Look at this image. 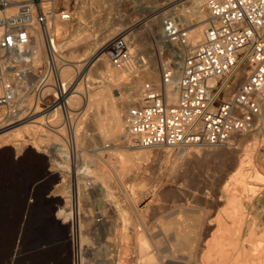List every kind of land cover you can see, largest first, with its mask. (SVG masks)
I'll return each instance as SVG.
<instances>
[{"label": "rangeland", "instance_id": "obj_1", "mask_svg": "<svg viewBox=\"0 0 264 264\" xmlns=\"http://www.w3.org/2000/svg\"><path fill=\"white\" fill-rule=\"evenodd\" d=\"M42 2L53 3V10L56 14L62 10L71 13L69 20L61 19L59 15L56 19L64 29L68 28L67 33L58 34L57 40L62 45L65 44V41L77 40L69 47H62L61 53L65 60L86 59L101 44L105 46L112 37L120 33L124 34L132 21L143 20L141 26L137 28L135 36H131L129 40L131 51L138 59L137 65L144 62L143 60L148 61L147 66L157 65L155 63H158V66L163 64L160 73H158L159 79L162 78L160 74L163 72V67L165 68L169 63L174 64L176 56L180 55L181 51L178 52L177 48L180 46L175 42L173 46L170 44L165 46L163 42H157L149 36L147 26L152 21H147L149 19L147 17L150 8L165 5L166 8L162 12H167V14L162 16L163 19L174 17L175 22L186 29L196 18L195 13L200 11V8L193 3L184 5L182 8L179 7L177 11L176 9L172 10L174 5L168 7V2L171 0H42ZM206 8L207 5H204L201 10L207 19L209 12ZM178 14L186 16L187 19H179ZM146 27L147 30H145ZM110 32L114 34L105 41H101ZM162 48L164 50H161ZM87 49L91 53L85 55ZM181 49L185 51L183 47ZM105 58L109 64L105 69L106 74L114 76L116 73H121V69L113 66L106 54ZM94 63L95 61L83 73L79 70L75 71L72 80H70L71 82L78 79L82 88L80 92L83 93V99L80 98L81 100L73 106L75 109L84 110V95L87 89H89L87 91L91 90V93L99 95L108 92L105 90L103 82L110 78L105 74L101 75L97 69L98 64L93 66ZM146 65L137 68V71L132 73L133 75L123 69L124 74L122 75L124 76L115 81V85L109 90L112 91L110 94L118 100L124 99L128 91L127 87L135 85L137 77H140L137 83L140 88H143L145 83L151 82L141 74ZM42 68L43 66L39 72ZM90 69L91 72L86 75ZM34 82L35 79L32 80V83ZM154 83L156 84L157 81ZM127 84L129 85L127 86ZM33 91L23 90L29 106L34 101ZM119 92L121 93L119 94ZM138 104H141V101ZM127 111L126 109L124 115L127 114ZM92 112L89 111L87 116L83 111L76 119L79 123L77 157L71 156L66 150L68 149V130L61 126L58 127L61 129L59 130L61 133L56 134L55 138L40 137L37 139L25 136L37 147L34 148L36 155L29 157L20 144H15L18 142L14 139L17 132L15 129L20 123L18 117L8 116L5 109L0 108V136L2 135L0 137V264H10L11 251L17 237L18 255L14 264H75L76 259L73 263L70 238V235L75 232L78 233L79 239L83 238V241L81 240L77 245L80 251L82 246L87 248L82 264H110L117 260L120 264H140L141 255H144L148 250L159 254L161 259L158 260V264H201V256L205 253L203 250H207L208 243L206 242L217 235L220 217L229 205L223 185L229 176L236 172V168L232 167V162L244 154L243 151L238 152L237 147L238 145L244 146L247 139H252L257 130L237 135L234 137L232 146H191L187 149L185 156L180 155L183 147L169 146L148 148L145 155L135 154V157L139 158V164L136 168H131L123 178L126 194L119 186L115 168L111 166L113 161H110V164H104L100 160V157L105 155L104 153L108 151L112 153L111 149L115 144L124 143L118 140L117 136L112 135L102 139L104 135L102 136L99 126H97L98 121L93 117L94 113ZM38 115H41V112ZM52 116L49 119L52 124L58 126L62 118L56 121L57 114ZM13 145L15 146L13 147ZM104 146L105 148L101 149ZM263 146L264 142L257 156L262 167H264L261 161ZM59 147H64L65 150H61ZM7 149H13L12 154L8 155ZM39 150L40 152H36ZM120 150L127 151L126 148L121 147L115 151ZM140 150H135V152ZM64 151H66L67 158L63 157L62 152ZM217 154L228 155L231 161H224ZM209 155L211 156L209 157ZM86 156H90L93 160L91 165L85 168V171L81 161ZM54 161L58 164L56 165ZM96 163L100 166L103 165L105 172L112 177L111 191L114 195L112 198L114 202L104 200L103 184H101L104 180L99 177H104V175L96 172V168H94ZM51 173H53L52 176ZM76 178L79 189L74 192ZM252 179L249 181L253 186L258 187L256 192L258 195L250 203L260 204L250 206L248 218L250 221H256L259 224L258 233H263L264 221L260 222L263 216L260 209H264L262 208L264 207V181L258 182ZM88 181L91 182L89 187L86 186ZM75 200L79 205L77 217L71 210V205ZM245 202H249L247 198ZM116 203L120 205V208L126 209L130 213L126 232H130L129 226L132 231L124 240L121 231L124 224L123 216L118 213V206L113 205ZM61 209H64V214L59 217ZM97 212L99 213L97 214ZM99 216L102 218L101 222H97ZM199 219L205 221L206 233L201 239V247L192 255V258L190 254L197 249V246L192 244L188 247L192 251L189 249L181 251L178 248L175 235L183 226L190 230L193 229V225ZM246 221L243 214L236 220V223L243 224ZM53 222H57L60 229L54 228ZM145 236L151 245L150 248L142 250L137 242L139 238ZM187 240L191 241L192 238H187Z\"/></svg>", "mask_w": 264, "mask_h": 264}, {"label": "built area", "instance_id": "obj_2", "mask_svg": "<svg viewBox=\"0 0 264 264\" xmlns=\"http://www.w3.org/2000/svg\"><path fill=\"white\" fill-rule=\"evenodd\" d=\"M12 6L16 10L10 12ZM207 8L208 26L197 46L184 55L179 68L171 63L163 68L159 84L145 83L142 103L128 109L127 127L134 146L225 145L235 135L260 130L264 125V0H207ZM50 13L42 0H0V83L5 90L0 95V108L8 116L18 117V122L61 109V127L68 130L66 150L77 157L76 119L82 112L69 105L72 83L63 77L66 60L47 27ZM59 15L64 20L71 18L67 10ZM172 18L165 19V31L167 38L180 46V52L188 31ZM35 24L44 35L47 58L35 82L25 85L16 55L29 53ZM105 52L117 68L138 62L122 33L106 43ZM18 90H34L31 106L24 92ZM173 91L177 92L176 100L170 97ZM261 158L264 164V150ZM75 184L74 192L79 189L77 178ZM71 207L77 217L78 202L75 200ZM101 220L97 217V222ZM70 238L73 263L76 259V264H82L85 257L77 246L78 233Z\"/></svg>", "mask_w": 264, "mask_h": 264}, {"label": "bare ground", "instance_id": "obj_3", "mask_svg": "<svg viewBox=\"0 0 264 264\" xmlns=\"http://www.w3.org/2000/svg\"><path fill=\"white\" fill-rule=\"evenodd\" d=\"M190 3H193L195 6L199 7L200 11L198 13L196 12L197 14L195 13L196 18L192 17L195 19L188 26V29H189L188 39H187V43L183 46V49H185V51H183L181 49V54L176 56V60L174 63L176 68H179L181 66L184 55L188 54V51L190 52L195 46H197V44L203 38V35H204L205 30L207 28L206 26L208 25V22H206L208 20V18L206 19L204 12L201 10V8L204 5H207V0H171V2H168V7L170 5L171 6L174 5L172 10L176 9V11H177V10H179V7L182 8L184 5H188ZM44 7H45L46 11L52 12L48 15L47 27L49 28V30L56 37L60 33L61 34L67 33L68 28L64 29V27L61 26V24H59L56 21L59 14H56L55 10H53V3H51V2L47 3L46 2V3H44ZM165 8H166V6L164 5V6H160V7L153 6L152 8H150V10L148 9L149 14H148L147 18H149V19L147 21H152V22L150 23L149 26H147L148 30H147V27L145 30H147L149 36L151 38H153L154 40H156L157 42H160V43L163 42L165 46L167 44H170L173 46V43H172L173 41L171 39L167 38L166 31H165V23H164L165 20L163 19V17H164V14L165 15L167 14V12H162ZM199 8H197V9H199ZM194 9H196V8H194ZM15 10H16V7L12 6L9 11L13 12ZM180 11H181V9H180ZM192 15H194V14H192ZM177 16L179 17V19H184V20L187 19L186 16L181 15V14H178ZM59 17H60V15H59ZM142 22H143V20L142 21H132L128 25V30L126 32H124V34L127 36L128 40L131 39V36L132 37L135 36L134 34H135V32H137V28L141 26ZM110 28H111V26H110ZM128 31H129V33H128ZM31 33H32L33 37H32V40H31L29 46H28L29 53L18 52V54L16 55V58L19 60L18 61V68L24 71L23 77H24V79H26V82H27V83H25V85H29L32 82V80L35 79V75L39 72V69L42 66H44V63H45L46 58H47V54L45 52V47H46L45 38H44V35H43L42 31L40 30V27L38 26V24L34 25V27L31 30ZM113 34H114L113 32H110L109 34L105 35L101 41H105V39L111 37ZM76 41L77 40H74V39L71 42L65 41V44L62 45L61 42L57 40V46L59 47L60 50H62V47H64V46L69 47L71 44H74V42H76ZM104 48H105V46L103 44H101V46H98L97 49L95 50V52H93V53H91L90 50L87 49L86 50L87 54H85V55H88L90 53L91 54L86 59L66 60L67 62L64 66L62 74H63V77L65 79L72 80L75 71L79 70L80 72L83 73L87 70V68L91 65V63L93 61H95L93 66L98 64L97 69L99 70L101 75L105 74L106 77L110 78V79H108V81H104V82L102 79L105 90H108L107 93H104V94L100 93L102 95H99L96 93H91V90H90V92L87 91L89 89L86 88L87 90H86V93L84 95V101H85L84 110H81V112L85 111V115H87V113L89 111H91V112L93 111L92 112V113H94L93 117H95L96 120L98 121L97 126H99V129L102 133V136L103 135L105 136V137L103 136L104 138L101 136L102 139L107 138L106 136L112 135V136H117L119 138L118 140H121L124 143L121 145L115 144L111 149L112 153L109 151L104 153L105 155L101 156L100 160L102 162H104V164H110V161H113L112 162L113 165H111V166L113 168H115V170H116L115 176L117 177V179L119 181L118 182L119 186H121L120 188H122L124 193L127 194L126 187L123 183V178L131 168H136L138 166V164H139L138 159L139 158L137 159L135 157V154L145 155L148 152L147 151L148 148H154V147L144 148V147H138V146L133 145V143L131 142L129 133H128L127 120H126L127 114L124 115V112L126 111V109L128 110V108L131 105H139L138 104L139 101H141V103H142L143 88H140L139 85L137 84L140 77L136 78V84L135 85H133L131 87H127L128 91L126 93V97L124 99H120L121 101L116 99L115 97H113V95L110 94L112 91H109V90H111L112 86L115 85L116 80L121 79L124 76V75H122V74H124L123 69H124V71L127 70L130 74H132V73H135L137 71L136 70L137 68H139V67L141 68L143 65L145 66L148 61L145 60V62L138 64V65L136 64L137 61H134L131 64H129L128 66L120 68L121 73H119V74L116 73L114 76H111V75L105 73V69L108 68L109 64L106 61L107 58H105L106 52H105ZM161 50H164V49L162 48ZM60 56L64 60V57H63L61 52H60ZM78 57H80V55H78ZM165 62H163V63H165ZM155 64H157V65H151V66L146 65V68L141 72V74H142V76L147 78L149 81H151L153 83L155 81H157L156 84H159V82H160L159 80L161 78L160 79L158 78V73H160V71H161L160 69H161L163 64L161 66L160 65L158 66V63H155ZM91 69L87 72L86 75H88L91 72ZM127 71H125V72H127ZM139 71H141V70H139ZM129 73H127V74H129ZM160 75L162 77L163 72ZM12 78H15L13 73H12ZM104 80H105V77H104ZM71 83H72V86H71L70 95H69V105L72 107V106L76 105L75 103H77L78 101L81 100L80 98L83 99V93L80 92V90H82V88L80 87V82H78V79L75 80L74 82L71 81ZM128 85L129 84H127V86ZM30 87H31V85H30ZM74 88H76V90H74ZM104 88H102V90H104ZM169 90H175V89H173L172 87H169ZM18 91H20L22 93L23 90H18ZM4 92H5V90L2 86V84L0 83V95L3 94ZM100 92H101V90H100ZM120 93L121 92H119V94ZM170 97L172 100H176L177 99V92H174V91L170 92ZM82 108H83V106H82ZM38 114H40V113H38ZM38 114H36L37 116L34 115L31 118H28L24 121H21L15 129V130H17V132L15 133L16 135L14 136L15 137L14 139L18 141L17 143L15 142V144H20L21 147L24 149V151L27 153V155L29 157L36 155V154H34L35 153L34 148H37V147L35 145H33L32 142H29V140H27L25 138V136H31V137L37 138V139H39L40 137L55 138L56 134L61 133L59 131L61 129L58 128L59 126H61L62 119H63L61 109L57 108V109H53V110L48 111L46 114H42V113H41V115H38ZM53 114H55V115L57 114V120L56 121H58L59 118H62L61 123L58 126L52 124L51 120L49 119V118L53 117L52 116ZM94 122H95V120H94ZM53 126H55V127H53ZM77 128H78V125L75 128L76 142H77V137H78L77 136ZM78 135H79V133H78ZM236 136L237 135H235L234 137H236ZM79 137H80V135H79ZM234 137L232 138V140H230L228 142V144L217 145V146H232ZM247 140H246L247 143L245 145L243 144L244 146L240 147V145H238V147H237L238 152L243 151V153H244L243 156L237 160H234V161L232 160L233 161L232 167L234 166L236 168V172L233 173L232 175H230L228 180L225 181L224 182L225 184L223 185V191H224L225 196L228 198L227 201L229 202V205H228L227 210L224 211L220 217L219 230H218L217 235L214 236L210 241L206 242V243H208L206 246L207 250H203V252H205V253L203 255L201 254L202 255L201 256L202 257L201 264H264V232L258 233L257 228H258L259 224L254 220L250 221V219L248 218L249 213H250L249 212L250 206L260 204V203L257 204V202H255L256 204L250 203V201L253 200V198L258 195V193H256L258 191V189H257L258 187L253 186L249 180L251 178H253V179L257 180L258 182L264 181V167H262L260 165L259 160L257 158L258 151H259L262 143L264 142V125L262 126V128L260 130H257V133H255L253 135L252 139H247ZM196 145H200V144L183 146V149L180 151V155L185 156L187 153V149L191 146H196ZM14 146L15 145H13V147ZM120 147L126 148L127 151L120 150V151L116 152L115 150H117V149L119 150ZM59 148L61 150H65L64 147H59ZM104 148H105V146L102 147L101 149H104ZM13 149H7L8 155L12 154ZM140 149H143V150H140ZM135 150H140V151L135 152ZM194 150H196V149H194ZM263 150H264V146H263L262 152H263ZM36 152H40V150L36 151ZM62 153H63V157L67 158L66 157V151H64ZM196 153H197V151H196ZM198 153H200V152L198 151ZM210 156L211 155H209V157ZM218 156H220L222 158V160H224V161L230 160V156H228V155L220 154ZM261 156H262V153H261ZM35 157H37V156H35ZM92 160L93 159L90 156L89 157L86 156V157L82 158L81 165L84 167L83 170H85L86 167H89L91 165ZM261 161H262V158H261ZM54 163L56 165L58 164V162H55V161H54ZM94 168H96V172L98 174L102 173L104 175V177L99 176L100 179L102 177V179L104 180V182H101V184H103L102 190H103V195L105 197L104 200H106V199L112 200V198L114 196L112 191H111L112 177L107 172H105V168L103 165L100 166V165H97V163H96V165H94ZM109 170H111V169H109ZM86 173H88V172H86ZM52 174L53 173H51L50 175L52 176ZM99 177H98V179H99ZM133 189H134V187H133ZM112 190H113V188H112ZM242 192L244 193V196H242V194H243ZM115 198H116V195H115ZM246 198H247V201H249L248 203L245 202ZM57 199L59 200V198H57ZM109 204H110V202H109ZM113 205L118 206V213L123 216L122 221L124 224L122 225V230H121L123 232L122 233L123 234L122 239L123 240L127 239L129 236L128 234L132 231L131 227L129 226L130 232L129 233L126 232V228L128 227L126 224L128 221H130V213L126 209L120 208V205H117V203L113 204ZM262 208H264V207H262ZM260 211L263 215L260 219V222L262 223L264 221V209H260ZM116 213H117V211H116ZM61 214H64V209H61L59 211L58 216L60 217ZM243 214L245 215L247 221L243 224H237L236 220L239 219L241 217V215H243ZM52 226L54 228H59L57 222H53ZM193 227L194 228L190 230L187 227L183 226L178 230L177 234L175 235V237H176L175 239L178 242V248L181 251H183V250L188 251V249H189L188 247L191 246L192 244H193V246L194 245L197 246L196 247L197 249H195L192 253L188 252V253H191L190 254L191 257H192V255L195 254V252L198 251V249L202 245L201 239L205 236V233H206L205 232V228H206L205 227V221L199 219L196 221V224L193 225ZM191 233H193V234H191ZM122 234H121V236H122ZM189 236L192 238L191 241L189 240L190 242L187 240V238L188 239L190 238ZM82 239H80V242ZM137 244L139 245V247L142 250L150 248V245H151L149 243V241L146 239V236L139 238ZM204 245H206V244H204ZM232 248H235V249H232ZM86 249L87 248L85 246H82V248H81L82 256H83L84 252L86 251ZM189 250L192 251V249H189ZM148 251L144 255L141 253L143 256L141 255L142 259L140 261V264H158L159 263L158 260L161 259L159 254L157 253L158 254L157 255L155 252H152V250L149 252ZM17 255H18V237L15 240V244H14L12 251H11L10 264H14V261H15V258L17 257ZM192 258H190V259H192ZM99 264H102V263H99ZM110 264H120V262L117 260V262L115 261V263L113 262ZM189 264H191V263H189Z\"/></svg>", "mask_w": 264, "mask_h": 264}]
</instances>
